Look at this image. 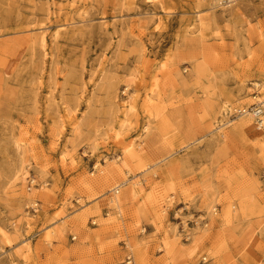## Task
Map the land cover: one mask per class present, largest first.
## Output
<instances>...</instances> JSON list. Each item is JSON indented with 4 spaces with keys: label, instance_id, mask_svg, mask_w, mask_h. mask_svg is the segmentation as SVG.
Masks as SVG:
<instances>
[{
    "label": "rangeland",
    "instance_id": "374dc122",
    "mask_svg": "<svg viewBox=\"0 0 264 264\" xmlns=\"http://www.w3.org/2000/svg\"><path fill=\"white\" fill-rule=\"evenodd\" d=\"M210 3L0 0V264H264V135L234 113L264 98V0ZM139 144L152 195L113 211Z\"/></svg>",
    "mask_w": 264,
    "mask_h": 264
},
{
    "label": "bare ground",
    "instance_id": "6f19581e",
    "mask_svg": "<svg viewBox=\"0 0 264 264\" xmlns=\"http://www.w3.org/2000/svg\"><path fill=\"white\" fill-rule=\"evenodd\" d=\"M231 1H235V0H231ZM237 1H235V2H237ZM226 4H228V3H225L224 0H211L210 6L214 9V8L219 7V6H224ZM229 6H232V4L227 5V7H229ZM196 17L200 22L203 21V17L201 14L198 13ZM65 30H66L65 25H59L57 30L55 31L56 36L60 35ZM37 38L40 41V43L43 44V46H47V44H48L47 31L41 30L38 33ZM254 85L256 87H260L262 84L254 83ZM128 89H129V86H128ZM245 92H246V90H244L242 92V94H244ZM242 94H240V95H242ZM248 94H249V92H248ZM240 95H238V96H240ZM238 96L236 99H238ZM252 100H253V98H252ZM252 100L251 99L248 100L247 108L250 107L251 105H253ZM230 102H233V100L228 99V101L224 102V104L221 106L222 118L219 121V124L217 125V127L215 128V130L217 132H219L221 134V136H223V137H225V134H223V132L229 126V120L228 121H225V120L228 118L230 112L232 111L230 104H228ZM240 119H242V122H241L240 126L238 127L239 132L244 133V134L254 132L256 135H259V136L264 135V129L261 130V129H258L256 126H254L255 122L250 115H247V114L242 115V116H240ZM66 126L67 125L64 122L62 125V128L65 129ZM147 131H148V129L146 128V132ZM137 148L142 149L141 144H139L137 146H130L129 148L127 147V149L125 151L124 159H123L120 167L118 166V167L110 168L109 170H106V172L103 171V174H104L103 180H105L107 182L108 180L110 181L111 178L113 179V178H116L117 176L120 177L121 176L120 171H122V170L125 171L126 169L130 168L129 166H130L131 162H133V163L135 162L137 164L138 172L135 173L133 178H129L127 180L122 181L120 184L116 185L112 189L113 197L111 198V203L113 204L112 205L113 211L118 210L121 213L123 202H126V201L135 202L140 197L145 198L147 196L149 198L152 195V193L145 195L143 187L140 186L139 181L135 177L136 175L141 174V173L142 174L143 173L144 174H150L151 170H152V167H151L152 165L148 166L147 169H143L146 165V163L142 159L143 152L140 150H135ZM134 178H136V179H134ZM31 181L35 182L34 179H32ZM204 190H206V193H205L206 198H204V200L202 202L203 209L205 210L207 215L210 218H212L214 216L213 213L216 210L215 209L216 196L214 194V190H213V187L211 185L205 186ZM253 199H254V197L249 198L250 201H253ZM25 202H26L25 203L26 206L27 205L28 206L33 205L34 203L32 202V195H29L28 197H26ZM244 202L246 203L247 200L243 199L242 206H241L242 207V213H244L245 216L247 217L250 215L249 212L251 211V207L249 208L248 202L246 204H244ZM232 212L230 211L229 213L226 214L224 223L227 225H230V224L234 225L237 222V220H239V218H240L237 210H234ZM81 220L83 223V221H85V218H81ZM198 228H200V227H198ZM63 231H64V228L62 227L61 232H63ZM236 235H237V231L235 230V228L233 229V227H232V232L230 233L231 239L234 240ZM177 236H178V233H177V235H173V237H177ZM198 236L199 235L195 236L191 240L189 239L192 244L189 245L188 249L184 250V252H183L184 255L186 254L187 256L192 257L195 254L196 246H197L196 243L199 240ZM193 244H195V245H193ZM165 246L168 249L171 248V244L169 243V241H165Z\"/></svg>",
    "mask_w": 264,
    "mask_h": 264
},
{
    "label": "built area",
    "instance_id": "2783aa9c",
    "mask_svg": "<svg viewBox=\"0 0 264 264\" xmlns=\"http://www.w3.org/2000/svg\"><path fill=\"white\" fill-rule=\"evenodd\" d=\"M237 1V0H235ZM235 1L231 0H224L225 3L228 4H233ZM226 4V5H228ZM258 93L254 95V100H256L253 105H251L248 108H241V109H236L234 113H236L237 116H242V115H250L252 119L255 122V125L258 129H264V98L260 99V96L258 97ZM264 178V177H263ZM127 262L126 264H133L134 263V257L133 254L130 252L129 255L127 256ZM204 261H206V258H204Z\"/></svg>",
    "mask_w": 264,
    "mask_h": 264
}]
</instances>
